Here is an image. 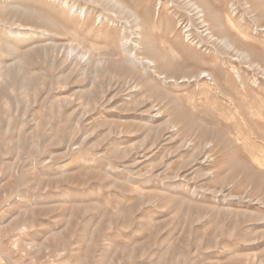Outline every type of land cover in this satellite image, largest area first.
Instances as JSON below:
<instances>
[{"label":"rangeland","instance_id":"obj_1","mask_svg":"<svg viewBox=\"0 0 264 264\" xmlns=\"http://www.w3.org/2000/svg\"><path fill=\"white\" fill-rule=\"evenodd\" d=\"M193 1L0 0V264H264V0Z\"/></svg>","mask_w":264,"mask_h":264},{"label":"bare ground","instance_id":"obj_2","mask_svg":"<svg viewBox=\"0 0 264 264\" xmlns=\"http://www.w3.org/2000/svg\"><path fill=\"white\" fill-rule=\"evenodd\" d=\"M184 2H185L186 5H189V6L192 7L191 11L188 12L191 19H193L195 17L196 19L194 18V21L199 19L200 21H202L201 23H203V24L208 21L207 20V14H209V13H208V11L205 10L204 7H201V5L197 4L196 1H193V0H184ZM133 21L135 22V26L138 25V28L141 31V35L139 36V40L136 43H132V41L130 39H126V36H125V33H124L125 41H124L123 45H124V49H125L124 51H125V54H126V59H127V61L130 64H132L134 66H141L145 70L144 72L147 73V75L151 74L153 76V73H157L158 72L156 59L154 58V56L145 57V56H139V55L142 54L146 50V48L147 49L150 48L152 46V44H155V43L152 42V40L150 39V36L144 34V25H142L141 20L138 17L134 16V20ZM193 25H194V23L191 22V26H193ZM187 31L189 32L186 35L188 37V36H190L192 34L193 29H189ZM223 44H224V46L226 48H231L232 47V43H231V41L228 38L223 39ZM162 49H164V48H162ZM170 53H172V52H170ZM173 53H172V56L174 55ZM174 57H175V55H174ZM185 72H187V71H185ZM204 73H207V72L202 70L199 73H196V74L193 73L191 75H187V73H186V75L183 76V79H187V81H190L192 78H194L195 80H201V79H204V76H202ZM161 74L163 76L159 75V79L162 80V82L167 83V79L170 78V77H167L166 74H163V73H161ZM207 75H211V74L207 73ZM173 77H175V76H173ZM173 77H171V78H173ZM211 79H213L212 75H211ZM173 81L175 83V81H177V80H173Z\"/></svg>","mask_w":264,"mask_h":264}]
</instances>
